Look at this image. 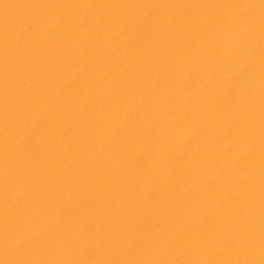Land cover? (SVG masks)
<instances>
[{
	"label": "water",
	"instance_id": "water-1",
	"mask_svg": "<svg viewBox=\"0 0 264 264\" xmlns=\"http://www.w3.org/2000/svg\"><path fill=\"white\" fill-rule=\"evenodd\" d=\"M0 264H264V0H0Z\"/></svg>",
	"mask_w": 264,
	"mask_h": 264
}]
</instances>
